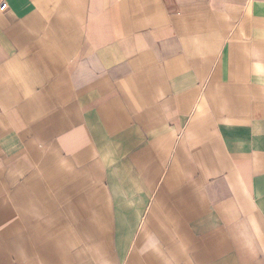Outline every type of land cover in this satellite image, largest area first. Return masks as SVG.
<instances>
[{"label":"crops","instance_id":"0c3cea01","mask_svg":"<svg viewBox=\"0 0 264 264\" xmlns=\"http://www.w3.org/2000/svg\"><path fill=\"white\" fill-rule=\"evenodd\" d=\"M6 1L0 264H264V0Z\"/></svg>","mask_w":264,"mask_h":264},{"label":"built area","instance_id":"2783aa9c","mask_svg":"<svg viewBox=\"0 0 264 264\" xmlns=\"http://www.w3.org/2000/svg\"><path fill=\"white\" fill-rule=\"evenodd\" d=\"M8 9H9V5H8L7 1L6 0H2L0 2V10L6 11Z\"/></svg>","mask_w":264,"mask_h":264}]
</instances>
